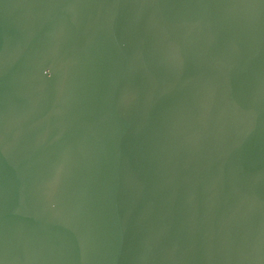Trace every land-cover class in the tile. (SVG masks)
I'll return each instance as SVG.
<instances>
[{
    "label": "water",
    "instance_id": "1",
    "mask_svg": "<svg viewBox=\"0 0 264 264\" xmlns=\"http://www.w3.org/2000/svg\"><path fill=\"white\" fill-rule=\"evenodd\" d=\"M0 264H264V0H0Z\"/></svg>",
    "mask_w": 264,
    "mask_h": 264
}]
</instances>
